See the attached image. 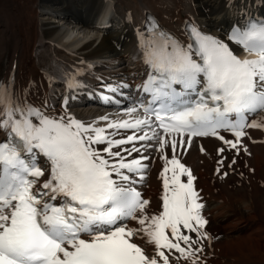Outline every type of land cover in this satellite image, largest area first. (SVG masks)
I'll return each mask as SVG.
<instances>
[{
    "label": "snow or ice",
    "instance_id": "1",
    "mask_svg": "<svg viewBox=\"0 0 264 264\" xmlns=\"http://www.w3.org/2000/svg\"><path fill=\"white\" fill-rule=\"evenodd\" d=\"M186 32V45L155 20L138 32L148 67L142 96L126 109L129 119L101 117L103 127L72 116L67 99L54 115L47 101L36 106L0 81V264H170L173 250L177 260L201 264L204 205L177 152L196 137H215L218 155L239 154L247 129H264V120L250 119L264 111V18L242 17L227 35L255 58H239L195 24ZM81 86L69 80V88ZM150 148L164 161L155 213L137 187Z\"/></svg>",
    "mask_w": 264,
    "mask_h": 264
},
{
    "label": "bare ground",
    "instance_id": "2",
    "mask_svg": "<svg viewBox=\"0 0 264 264\" xmlns=\"http://www.w3.org/2000/svg\"><path fill=\"white\" fill-rule=\"evenodd\" d=\"M104 7L110 9V17L98 18ZM258 14L264 16L261 0H0V81H12L16 93L27 96L36 106L47 101L46 110L58 115L64 111L62 101L52 105L49 98L65 94L66 86L50 89L52 75L83 81L99 78V84H115L133 71L124 65L116 73H96L89 60H120L132 53L143 54L138 32L150 20L186 45L188 24L226 41L228 29L242 17ZM38 48L41 51L37 52ZM40 63L46 69L41 70ZM127 108L122 106L107 117L113 121L129 119ZM71 115L85 124L103 127L107 123L101 120L105 116ZM252 119L264 120V111ZM247 132L249 135L243 138L246 152L229 150L218 155L222 142L215 137H196L190 146L177 152L195 177L199 202L204 205L208 239L203 241L201 264H264V129L249 128ZM221 134L232 139L230 133ZM142 154L150 159L145 161L146 178L137 187L149 200L150 212L155 213L161 204L164 161L152 148ZM168 156H172L170 150ZM224 157L223 166H219L217 161ZM233 159L235 163L231 164ZM232 168L233 173L229 171ZM232 178L241 181L238 188L231 187ZM181 179L186 182L187 177ZM130 226H136L135 222ZM189 234L196 238L195 233ZM137 243L154 254V245L138 238ZM178 255L173 250L170 264H186L176 259Z\"/></svg>",
    "mask_w": 264,
    "mask_h": 264
},
{
    "label": "rangeland",
    "instance_id": "3",
    "mask_svg": "<svg viewBox=\"0 0 264 264\" xmlns=\"http://www.w3.org/2000/svg\"><path fill=\"white\" fill-rule=\"evenodd\" d=\"M43 63H40V64H38V66H39V68L41 69V65H42ZM128 65V64H127ZM43 67V66H42ZM128 67H131L130 65H128ZM43 69H46V68H44L43 67ZM42 70V69H41ZM107 74V73H106ZM89 114V113H88ZM91 114V113H90ZM90 117H91V115H90ZM231 173H233V171H235L233 168L232 169H230L229 170ZM224 176V175H223ZM231 183H232V185H231V187H233V188H238V186L240 185V180H237V179H235V178H232L231 179V181H230Z\"/></svg>",
    "mask_w": 264,
    "mask_h": 264
}]
</instances>
